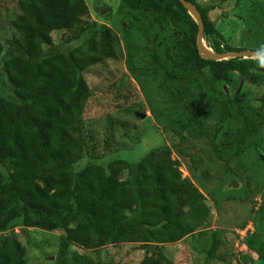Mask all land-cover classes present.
I'll return each mask as SVG.
<instances>
[{
	"label": "trees",
	"instance_id": "trees-1",
	"mask_svg": "<svg viewBox=\"0 0 264 264\" xmlns=\"http://www.w3.org/2000/svg\"><path fill=\"white\" fill-rule=\"evenodd\" d=\"M185 1L201 17L209 50L244 51L227 45L208 19L213 7ZM123 10L133 12L131 20L139 19V25H153V62L168 81L188 79V113L195 120L206 119L195 98L201 82L222 95L223 87H238L240 82L264 85V68L256 59H202L196 47L197 25L177 0H122ZM15 12L12 20L7 16L0 21V264H29L15 229L60 231L58 264L69 247L97 251L122 244L145 247L140 264H164L162 247L178 244L210 217L203 195L189 179H181L171 152L153 151L135 165L125 160L82 164L93 152L85 133L91 92L84 76L115 59L117 37L107 27L89 25L84 0H18ZM65 33L64 41L55 45L53 38ZM161 34L172 46L158 40ZM171 47L177 54L172 57ZM129 69L139 75L131 60ZM247 101V93L222 101L230 119L213 133L216 156L224 155V130H236L245 121L263 126ZM252 145L264 165L261 143L253 140ZM176 155L191 175L201 166V159L187 149L178 148ZM226 190L221 187L219 192ZM258 215L264 217V190ZM255 229L250 243L260 238ZM219 246L214 237L208 261L216 260ZM259 258L264 264L261 252ZM243 261L247 263L246 257Z\"/></svg>",
	"mask_w": 264,
	"mask_h": 264
},
{
	"label": "rangeland",
	"instance_id": "rangeland-1",
	"mask_svg": "<svg viewBox=\"0 0 264 264\" xmlns=\"http://www.w3.org/2000/svg\"><path fill=\"white\" fill-rule=\"evenodd\" d=\"M17 1L0 0V21L7 16V20L16 17ZM121 1L84 0L89 11L86 21L97 29L102 26L111 29L118 47L115 59L89 69L84 76L91 92L85 110V133L93 152L83 158L82 164L104 166L125 160L135 165L153 151H170L181 179H189L203 195L210 217L207 224L178 244L162 247L166 256L164 264H262L259 253L264 255V217L258 215V209L264 190V165L252 142H260L264 149V105L261 104L264 85L240 82L238 87H223L222 95L220 89L204 87L201 82L195 98L206 119L195 120L188 113V79L168 81L163 69L153 62V25L147 22L139 25V19L132 21L133 12L120 11ZM195 2L214 8L208 19L230 47L258 52L264 45V0ZM66 37V33L57 35L53 42L56 45ZM158 40L170 43L168 36L166 39L162 34ZM203 49L211 51L205 46ZM173 53L176 54L171 47V57ZM130 60L139 75L131 73ZM242 93H247V105L263 126L257 128L245 121L236 130H224L220 136L224 155L218 157L211 148L213 133L230 119L221 103ZM136 114L147 117L149 124ZM178 148L187 149L201 159L195 174L191 175L184 161L177 157ZM221 187L227 189L225 193L219 192ZM243 223L245 230L239 228ZM255 227L260 238L250 243L248 238L256 233ZM18 230L14 233L26 250L29 264H58L56 259L63 238L60 231L29 229L25 239ZM246 230L250 232L245 234ZM214 237L220 246L216 260L208 261ZM144 257L145 247L139 244L107 246L97 251L69 247L61 264H140Z\"/></svg>",
	"mask_w": 264,
	"mask_h": 264
},
{
	"label": "water",
	"instance_id": "water-1",
	"mask_svg": "<svg viewBox=\"0 0 264 264\" xmlns=\"http://www.w3.org/2000/svg\"><path fill=\"white\" fill-rule=\"evenodd\" d=\"M183 8L188 12V14L191 16V18L194 20L195 24L197 25L198 28V33L196 37V47L198 51V55L207 61H213V62H222V61H228L232 59H256L258 57V52L256 51H243V52H231V53H224V54H214L212 51L207 52L204 51L203 46L206 47L204 44L203 40V33H204V26L203 22L201 20V17L196 10V8L187 3L185 0H177ZM207 48V47H206ZM208 49V48H207ZM136 117L143 120L144 123L147 125L149 124L150 120L140 114H136ZM19 234L24 236L25 238L27 237V231L25 229H19Z\"/></svg>",
	"mask_w": 264,
	"mask_h": 264
},
{
	"label": "clouds",
	"instance_id": "clouds-1",
	"mask_svg": "<svg viewBox=\"0 0 264 264\" xmlns=\"http://www.w3.org/2000/svg\"><path fill=\"white\" fill-rule=\"evenodd\" d=\"M258 57H257V65L260 68H264V45H261L258 48ZM245 230V229H244ZM244 230H241L244 232ZM250 232V230H246L245 234H248Z\"/></svg>",
	"mask_w": 264,
	"mask_h": 264
},
{
	"label": "bare ground",
	"instance_id": "bare-ground-1",
	"mask_svg": "<svg viewBox=\"0 0 264 264\" xmlns=\"http://www.w3.org/2000/svg\"><path fill=\"white\" fill-rule=\"evenodd\" d=\"M203 48H204V46H203Z\"/></svg>",
	"mask_w": 264,
	"mask_h": 264
}]
</instances>
